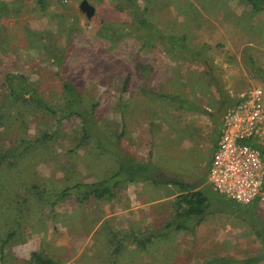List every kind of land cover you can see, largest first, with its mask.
Listing matches in <instances>:
<instances>
[{
  "label": "rangeland",
  "instance_id": "374dc122",
  "mask_svg": "<svg viewBox=\"0 0 264 264\" xmlns=\"http://www.w3.org/2000/svg\"><path fill=\"white\" fill-rule=\"evenodd\" d=\"M81 1L50 0L43 10L36 0H0V101L8 72L24 73L45 99L58 97L67 80L87 108L96 103L95 136L111 146L101 152L96 138L82 142L78 118L55 128L52 118L23 102L8 106L16 112L0 118V147L20 136L32 140L50 131L52 137L13 172L5 167L0 179L2 188L4 180L18 187L11 189L10 204L3 199L10 189L4 186L0 194V238L16 232L4 246V262L34 264L30 255L38 252L60 264H237L263 253L264 202L237 206L213 189L209 130L204 141L185 147L174 136H186L181 128L190 124L217 129L240 94L255 86L264 90V12L252 14L240 0H133L144 11L143 28L131 1L86 0L94 9L91 18L80 10ZM107 23L112 26L103 27ZM40 35L49 51L63 53L59 67L50 52L29 44ZM171 36L184 37L185 49L170 44ZM16 114H24L26 129L13 126ZM258 150L264 161V141ZM115 152L151 161L159 181L179 179L205 192L202 222L192 231L162 229L180 193L171 183L125 184L110 200L56 201L53 195L67 186L113 173ZM152 230L155 236L143 240Z\"/></svg>",
  "mask_w": 264,
  "mask_h": 264
},
{
  "label": "trees",
  "instance_id": "16d2710c",
  "mask_svg": "<svg viewBox=\"0 0 264 264\" xmlns=\"http://www.w3.org/2000/svg\"><path fill=\"white\" fill-rule=\"evenodd\" d=\"M38 5L45 10L49 8L51 3L50 0H36ZM131 4L133 5V14L136 20L139 23V26L146 27L145 21L143 19L142 14L144 11H141L134 3L133 0ZM244 4H246L252 14H258L264 12V0H240ZM112 26L110 23L104 24L103 27ZM162 36V35H161ZM42 37L36 36L32 38L29 44L35 46L37 49H43L47 52H50L51 59L54 64L59 67L62 64L63 53L54 51L50 49L49 51L46 45L42 42ZM167 41L172 44L178 46L180 49L184 50V37H168ZM166 50H169L168 48ZM2 90L4 99L0 101V118L12 115L14 112L11 109H14L13 106L15 104H19L23 102L26 109H32L34 111H38L42 114H46L47 118H52L55 128H59L62 126L63 121L78 118L80 120V127L82 130L81 141L85 142L91 138H96L98 141V149L101 152H106L111 149V146L105 148L102 146L99 138L96 135V127L95 122L92 120L94 110L96 108V103L92 104L90 108L84 104V100L81 94L77 91L76 87L69 81L64 80L61 86V93L56 98L45 99L37 89V87L29 81L28 77L22 72H8L3 77ZM128 76L122 82V88H126ZM11 105V106H10ZM11 107V109L8 108ZM19 114V113H18ZM16 114L15 120L13 118V126L21 127L23 125V129H26L25 116L21 115V118ZM25 133V131H24ZM52 137V133L50 131L43 132L42 134H38L34 139L30 140L26 137H18L19 140L16 141L12 145H7L9 143H5L1 147L0 151V179H2V175L6 173V168L9 172H13V168L18 166L24 159L25 156L28 155L30 151H32L37 144L48 141ZM25 144V146H24ZM23 146V147H22ZM116 153L117 156V169L104 178H99L96 181L89 183H74L70 186H67L55 193L56 201L62 200L67 197H73L76 202L84 203L88 199H96V200H110L111 198H115L119 188H123L125 184L131 183H139L142 181H150L152 183H171L177 185L180 188V193H178L174 197V215L170 221H168L162 229L166 231H192L194 227L199 225L207 214V206H208V198L206 193L200 189H194L187 182L179 179H172L171 181H159L155 177V172L157 167L151 161L141 162L136 160L134 157L124 154L123 152ZM4 186L9 188L10 190L4 193L3 199H7V203H12L13 197H11V189L18 187H10L8 181H3ZM3 186V188H4ZM2 185L0 183V194H3ZM19 191L17 189H13L12 193L16 194ZM41 193V192H39ZM40 198L46 199V195L38 194ZM31 198L29 197V200ZM15 200V199H14ZM27 200L24 199V202ZM2 201L0 195V203ZM17 201V200H16ZM33 203V202H32ZM239 206L236 203H233ZM1 205V204H0ZM25 205H27L25 203ZM23 206L24 209L26 206ZM13 209V208H12ZM155 231H149V235L145 237L142 234L143 240H151L155 236ZM16 232H11L6 235L4 238H0V264H6L3 260L4 256V246L8 243V241L14 236ZM140 236V235H137ZM138 241L139 239L136 238ZM118 248L115 249V252H118ZM31 261L34 264H60L54 261L51 258L43 257L38 252H32L30 255ZM221 259L224 263H230V260ZM264 261V252L256 257L247 258L243 261H237L236 263H244V264H254Z\"/></svg>",
  "mask_w": 264,
  "mask_h": 264
},
{
  "label": "built area",
  "instance_id": "2783aa9c",
  "mask_svg": "<svg viewBox=\"0 0 264 264\" xmlns=\"http://www.w3.org/2000/svg\"><path fill=\"white\" fill-rule=\"evenodd\" d=\"M264 90L240 94L222 118L220 135L208 165V182L223 198L238 205L264 202Z\"/></svg>",
  "mask_w": 264,
  "mask_h": 264
},
{
  "label": "crops",
  "instance_id": "0c3cea01",
  "mask_svg": "<svg viewBox=\"0 0 264 264\" xmlns=\"http://www.w3.org/2000/svg\"><path fill=\"white\" fill-rule=\"evenodd\" d=\"M148 95V94H147ZM151 96H152V93L150 94V95H148V97L146 96V100H148V101H150L151 99H153V98H151ZM237 101V100H236ZM236 101H234V103L236 102ZM233 103V104H234ZM232 104V105H233ZM232 105H230V107L232 106ZM145 107V106H144ZM144 107H143V109H144ZM189 108L190 109H196L197 111H200L201 109L200 108H198V107H195V106H193V105H190L189 104ZM229 108V107H228ZM227 108V109H228ZM226 109V110H227ZM225 110V111H226ZM201 112V114H205V112H203L202 110L200 111ZM225 113V112H224ZM212 114V113H211ZM223 115L224 114H222L221 116H220V119L217 121V124H216V126H217V129H198V127H197V124H190V127L189 126H187V127H189V129H187L186 127H185V125L183 126V128H181V129H185V132L187 133V135L185 136V135H182L181 134V132H180V130L181 129H175V130H173V132L175 133V134H177L178 133V131H179V134H181V135H175L174 136V140H177L178 141V143L180 142V144H181V146L183 145L184 147L186 146V144L187 143H194L195 141H199V140H203L204 141V139L206 138V132L209 130V135L211 136V142H212V147H213V150H214V148H215V146H216V143H217V140H218V138H219V135H220V128H221V123H222V118H223ZM213 116V115H212ZM193 122H194V120H193ZM202 122H204V121H202ZM197 128V129H196ZM134 131H137V130H140L142 133H144V129H133ZM189 131V132H188ZM213 131H214V133H213ZM189 133V134H188ZM213 133V134H212ZM139 134V133H138ZM195 135H198V137H200L199 139H197V140H195L196 138H195ZM184 136V137H183ZM137 138H138V135H137ZM213 150H212V152H213ZM210 158H211V156H210ZM210 160V159H209ZM219 195V194H218ZM220 197V196H219ZM221 198L223 199V197L221 196ZM224 200H226V201H228V203H232L231 201H229V200H227V199H224ZM258 202V201H257ZM258 203H260V202H258Z\"/></svg>",
  "mask_w": 264,
  "mask_h": 264
},
{
  "label": "water",
  "instance_id": "95a60500",
  "mask_svg": "<svg viewBox=\"0 0 264 264\" xmlns=\"http://www.w3.org/2000/svg\"><path fill=\"white\" fill-rule=\"evenodd\" d=\"M79 8L83 13H85L87 18H91L94 9L86 0L81 1Z\"/></svg>",
  "mask_w": 264,
  "mask_h": 264
}]
</instances>
